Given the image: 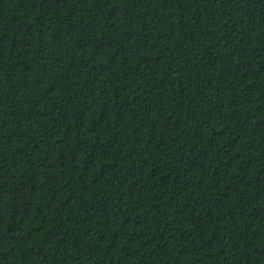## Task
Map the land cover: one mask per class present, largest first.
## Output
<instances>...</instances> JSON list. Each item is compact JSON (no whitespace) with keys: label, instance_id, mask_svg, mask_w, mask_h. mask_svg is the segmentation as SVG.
Listing matches in <instances>:
<instances>
[{"label":"trees","instance_id":"obj_1","mask_svg":"<svg viewBox=\"0 0 264 264\" xmlns=\"http://www.w3.org/2000/svg\"><path fill=\"white\" fill-rule=\"evenodd\" d=\"M0 264H264V0H0Z\"/></svg>","mask_w":264,"mask_h":264}]
</instances>
